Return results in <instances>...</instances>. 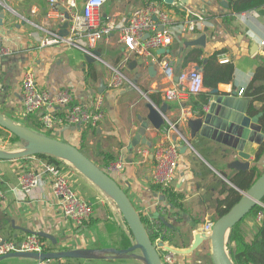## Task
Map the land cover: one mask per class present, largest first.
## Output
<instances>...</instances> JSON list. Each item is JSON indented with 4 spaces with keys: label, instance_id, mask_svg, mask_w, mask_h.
Returning a JSON list of instances; mask_svg holds the SVG:
<instances>
[{
    "label": "crops",
    "instance_id": "crops-1",
    "mask_svg": "<svg viewBox=\"0 0 264 264\" xmlns=\"http://www.w3.org/2000/svg\"><path fill=\"white\" fill-rule=\"evenodd\" d=\"M55 1L54 8H51V0H0V17L4 14L3 24L0 25L1 45L9 50L8 55L0 57V81L4 85L0 94V113L35 132L39 128L45 129L41 123V112L32 115L24 112L21 85L27 70L35 74L40 90L52 94L68 90L75 103L91 106L98 96H102L105 100L104 118L98 127L86 126L79 130L55 124L54 130H47L49 135L80 148L88 159L105 171L111 162L123 161V170L111 176L127 192L140 214L154 217L157 211H161V206H165L163 208L172 213L163 217L176 230L169 240L172 247L179 250L191 247L203 225L218 219L219 200L226 197L220 194L222 188H232L241 194V174H250L254 170L264 172V152L257 162V154L264 145L256 148L257 154L255 152L256 155L251 157L249 171L230 169L229 164L234 158L226 157L224 151L227 147L205 138L198 141L190 139L187 121L197 117L195 107L202 104V95L209 94L208 100L212 98V89L205 87V92L198 96H186L171 102L166 100L164 91L177 84L176 79L182 72L201 67L198 59L206 64L217 55L216 65L234 66L232 81L220 83L217 87L220 95L231 96L239 91L238 98L244 100L241 103L244 107L247 102L248 112L264 114V94H246L250 86L264 91V8L263 12L258 10L234 15L229 20L226 18L230 13L229 8L214 0H182L178 5H168L160 0H108L101 9L104 24L111 23L117 27L126 25L132 12L157 2L162 9L171 12L176 25L199 20L200 17L204 19V25L202 30L192 34L178 35L168 49L170 53L157 50L151 56L130 53L121 41L119 29L115 28L98 42L93 50L95 57H92L64 42L43 45L45 39L69 37L70 29L64 28L65 23L59 17L62 9H65L66 0ZM85 1L76 0L78 11L82 10ZM225 2L229 6V0ZM175 6L183 16L175 11ZM202 36L206 37L205 46L188 45ZM195 49L200 51V55ZM190 54L192 59H188ZM225 58L229 59L228 63H222ZM164 62L174 69L172 82L163 76ZM111 67L120 68L134 86L110 88ZM204 72L205 69L200 72L203 77ZM241 91L244 96H240ZM150 105L160 113H166L164 117L167 122L160 129H156L148 120ZM169 123L176 124L180 135L190 141L191 146L187 151L186 142L178 134L171 133L169 139L164 135ZM261 123L264 125V115ZM4 132L8 131L0 127V150L17 149L8 146L12 134L8 132L10 135L6 137ZM176 137L177 142L174 141ZM135 139L139 145L131 154L127 147ZM163 141L176 143L179 147L178 173L170 188L184 197L180 219L174 216L175 210L167 205V201H161L162 192L154 190L156 185L151 179L155 164L153 152ZM138 149L145 151L146 156L139 155ZM43 161L46 160L39 157L0 161V190L4 194L0 198V245L7 241L19 242L26 235L21 229H28L49 233L57 239V246H51L49 242V252L126 249L132 236L118 208L104 191L70 164H62L65 176L77 194L90 202L94 209L92 217L81 229H74L62 218L47 178L30 193L20 190V174L38 169ZM244 225L252 239L259 227L256 217H248ZM208 246L209 243L203 244L198 250L199 254ZM106 256L100 260L60 261L61 264H105L103 261L108 263L115 259L110 257L111 254ZM183 256L191 264L188 255ZM196 263H199L198 260ZM0 264L38 262L11 258Z\"/></svg>",
    "mask_w": 264,
    "mask_h": 264
},
{
    "label": "built area",
    "instance_id": "built-area-1",
    "mask_svg": "<svg viewBox=\"0 0 264 264\" xmlns=\"http://www.w3.org/2000/svg\"><path fill=\"white\" fill-rule=\"evenodd\" d=\"M166 3V0H160ZM182 0H173L172 5H178ZM108 0H87L83 4L82 10H77L76 0L65 1V12L60 13L62 23H69V37L62 38L56 36L53 39H45L43 45L49 43L64 42L69 47L78 48L89 56L95 57L93 50L98 42L105 36L118 28L121 34V41L125 48L139 56H151L154 51L169 49L175 38L180 34H192L197 30H202L204 22L202 17L199 20H188L183 24L175 23L174 16L170 11L162 9L159 3L152 2L147 7L137 9L131 13L128 24L118 27L111 23L104 24L101 17V9ZM55 0H51V8H54ZM157 18L158 21L154 19ZM162 28V29H161ZM150 34L149 38H145ZM9 54V50L1 45L0 37V57ZM225 58L222 63H228ZM163 76L172 82L175 76L173 67L164 62ZM112 68L110 88L119 89L125 86H134L133 83L121 72L120 68ZM24 112L32 115L41 112V123L48 130H54L55 124L61 127H75L82 130L84 127H98L104 118L105 100L102 96L95 99L93 105L78 104L74 102L73 95L68 90L57 93L40 90L37 86L35 74L31 70L24 73L22 80ZM4 90V85L0 81V94ZM205 92V85L202 74L197 69L182 72L179 75L177 84L164 91L167 101H177L186 96H198ZM244 96V92H240ZM198 115V112L195 113ZM171 133L187 142L177 129L176 124L169 123L164 131V135L169 139ZM138 154L146 156V152L138 149ZM154 169L151 174L153 183L163 191L170 188L171 183L177 176L179 167V147L173 142H160L154 149ZM64 162L59 165L43 161L38 169L24 171L20 174L18 185L21 191L30 193L38 188L44 178L49 180L54 197L59 205L62 218L69 222L74 229H81L94 213L93 205L85 198L77 194L69 183L63 169ZM125 163L121 160L111 162L107 167V172L114 174L123 170ZM4 194L0 190V198ZM160 207V206H159ZM157 213L168 214L165 206H161ZM149 220L150 231L163 264H189L186 257L172 250L169 240L165 239L166 232H163L155 217H146ZM165 218V217H164ZM263 214L256 217L258 224L262 223ZM214 221H207L200 233L209 236L214 227ZM49 241H43L37 235L26 234L19 242L7 241L0 245V256L14 253H44L47 252ZM47 264V262H38Z\"/></svg>",
    "mask_w": 264,
    "mask_h": 264
},
{
    "label": "water",
    "instance_id": "water-1",
    "mask_svg": "<svg viewBox=\"0 0 264 264\" xmlns=\"http://www.w3.org/2000/svg\"><path fill=\"white\" fill-rule=\"evenodd\" d=\"M184 1L185 0H183V2ZM165 2L168 5L173 4V0H166ZM221 4L226 9L229 8L226 2ZM62 11L64 13L65 9H62ZM3 18L4 14L0 17V25L3 24ZM154 20L158 21L157 18ZM68 27L69 23L67 22L64 28L66 29ZM149 37L150 34L145 36L146 39ZM205 40L206 37L202 36L197 40L189 42L188 45L192 47L205 46ZM160 52L170 53L168 49H161ZM152 67L153 66H151V68ZM196 69L201 73L203 72L202 67L198 66ZM176 81H178V78ZM238 92L239 91L233 92L231 96H222L218 89L212 90V98L203 107L202 112H198L196 118L187 121V125L190 130L191 141H198L200 138H205L224 145L227 147V150L224 151L226 157L234 158L229 164V168L236 171L247 172L251 169L250 160L255 154L256 148H260L264 145V125L261 123L264 114L256 113L253 115L251 112H248L246 109L247 102H245L246 106L244 107L241 104L244 100L238 98ZM149 110L150 115L148 120L156 129H160L167 122L164 117L166 113H160L151 105L149 106ZM0 127L10 132L12 135L17 136L25 143L24 149L20 151L7 152L0 150V161H16L29 157H36L38 155H47L65 161L104 191L114 202L135 239V244L124 250L75 249L58 252L47 251L40 254L14 252L0 256V262L11 258L31 259L36 262L60 260L89 261L105 259L107 258L106 254H111L110 257L115 259H123L136 251H140V258L145 264H163L160 254L154 245V241L143 223V216L137 210L127 192L111 174L88 159L80 148L63 142L55 137L30 130L12 119L6 118L2 113H0ZM72 129L76 128L72 127ZM174 141L177 142L178 138L176 137ZM186 141L185 148L187 151L191 143L188 140ZM180 144H183V142ZM138 145L139 141L136 139L133 140L128 144L127 151L133 154ZM253 145H255L254 148ZM241 195L242 197L239 202L236 203L227 214L219 217L215 221L212 233L209 236L198 232L191 247L183 250L174 247L171 249L181 255H191L195 251H198L203 244L209 243L213 264H235L228 251L229 235L231 230L237 224L245 220L255 207L259 205L264 207V172L249 190L241 191ZM161 201H165L163 196L161 197ZM154 217L159 218L157 213ZM160 219L162 221L165 220L163 217H160ZM21 231L46 239L54 246L58 245L57 239L49 233L35 232L28 229H21Z\"/></svg>",
    "mask_w": 264,
    "mask_h": 264
},
{
    "label": "trees",
    "instance_id": "trees-1",
    "mask_svg": "<svg viewBox=\"0 0 264 264\" xmlns=\"http://www.w3.org/2000/svg\"><path fill=\"white\" fill-rule=\"evenodd\" d=\"M214 1L218 3H223L226 0H214ZM263 8H264V0H229V11H230L229 15L230 16L228 15L226 18L231 20L233 19L232 16L234 15L244 14V13L258 11V10L263 12ZM175 11L179 15L183 16V13L176 6H175ZM195 51H199V50L195 49ZM199 53L200 51L198 52V54ZM191 57L192 56L190 54L188 59H192ZM216 59H217V55H214L213 57L210 58V60L206 64L201 59L197 60L198 64L202 68L204 67L203 69H205L204 77H203L204 85L208 89H212V90L217 89L220 83H230L233 79V73H234V66L232 64L216 65ZM246 94L251 95V96L252 95L253 96H260V95L263 96L264 91L259 88H254V86H250L246 90ZM202 98H203V102L198 107L197 106L195 107V112L196 111L200 113L202 112L203 107L209 101L208 100L209 94L202 95ZM4 134L6 137H9L10 135L8 132H4ZM46 135L50 136L49 134H46ZM9 140L12 144L17 143V144H21L22 147L25 146V143L15 135L10 136ZM263 152H264V148H262L260 153L257 155V162L261 159L260 157L262 156ZM36 157L45 159L46 161L57 164V165H59L62 162L66 163L65 161H62V160H59L57 158L47 156V155H38ZM261 175H262L261 172H257L255 170L252 171V173L250 174H241V177L239 180V186L241 187V190L242 191L249 190L250 187L254 184V182ZM154 190L158 192L159 191L162 192V195L165 198V201L168 202L167 205L171 209L175 210L174 216L180 219V213L184 209L183 195L173 192L171 188L163 191L160 187L155 186ZM220 194L226 197L223 200H219V210L217 214L218 218L227 214L229 210L236 203H238L242 197V195L238 193L236 190L232 188H227V187H223ZM263 204H264V200H263ZM259 213L263 214L262 223L259 224L256 234L251 239L248 236V232L245 228L244 223L248 217H252V216L257 217ZM157 214L159 218H155V219L158 221V225H160V229H162L163 232H166L165 239L170 240L171 237H169L168 234H172V233L175 234L176 230L174 229V227L170 226V223L166 219L164 221L160 219V217H163V215L159 213ZM248 217L242 222H240L239 224H237L230 232L229 239H228V251H229L230 257L235 264H264V207L260 205L255 207ZM142 219H143V223L145 224V226L147 227L149 231L151 238L154 241L156 237H153L150 231L149 220L146 217H143ZM130 234L132 236V241H128L130 244L127 246L126 249L130 248L131 246L135 244V239L131 231H130ZM43 241H47V240L43 239ZM50 245L52 246V243H50ZM48 250H51V249H47V251Z\"/></svg>",
    "mask_w": 264,
    "mask_h": 264
},
{
    "label": "rangeland",
    "instance_id": "rangeland-1",
    "mask_svg": "<svg viewBox=\"0 0 264 264\" xmlns=\"http://www.w3.org/2000/svg\"><path fill=\"white\" fill-rule=\"evenodd\" d=\"M37 130L41 134H44V135L49 134L46 129L39 128ZM11 144H8V146L12 147V148H17V149H14V150H4L3 149V150L7 151V152H16V151H20V150L24 149L21 144H17V143L12 144V145ZM13 145H16V146H13ZM19 145H20V147H17ZM113 205H115V204H113ZM171 213H172V211L168 212V214H171ZM168 236L171 237L172 235L168 234ZM202 249H204V248H202ZM195 256H199L198 259H194ZM140 257H141V253L139 251H136L133 254L128 255V257H127L128 260L114 259L113 261H109L108 263H107V261H103V263H105V264H122V263H125V264H145L144 261ZM210 257H211V247L210 246H208V248H205L203 250V252H201L200 254L198 251H195L191 255H188V258L190 259L191 264H213ZM197 260L199 263H196ZM57 262H58L57 264H61V261H57Z\"/></svg>",
    "mask_w": 264,
    "mask_h": 264
}]
</instances>
